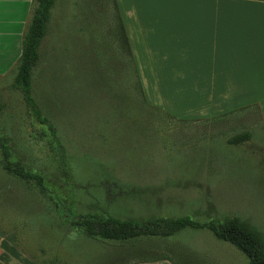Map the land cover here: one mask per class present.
Here are the masks:
<instances>
[{
	"label": "rangeland",
	"instance_id": "obj_1",
	"mask_svg": "<svg viewBox=\"0 0 264 264\" xmlns=\"http://www.w3.org/2000/svg\"><path fill=\"white\" fill-rule=\"evenodd\" d=\"M39 56L32 95L65 148L70 179L58 172L47 140L36 137L41 127L13 87L15 70L0 77V129L26 167L46 177L41 191L0 164V264H248L206 229L119 244L86 238L69 223L94 212L202 224L237 217L264 243V96L218 115L184 117L147 104L111 0H56ZM156 94L173 107L193 106L191 96ZM242 132L248 142L227 143Z\"/></svg>",
	"mask_w": 264,
	"mask_h": 264
},
{
	"label": "crops",
	"instance_id": "obj_2",
	"mask_svg": "<svg viewBox=\"0 0 264 264\" xmlns=\"http://www.w3.org/2000/svg\"><path fill=\"white\" fill-rule=\"evenodd\" d=\"M115 1L147 104L218 115L264 96V0ZM31 9L32 0H0V77L16 68ZM158 90L193 106L164 103ZM213 96L224 98L203 103Z\"/></svg>",
	"mask_w": 264,
	"mask_h": 264
},
{
	"label": "trees",
	"instance_id": "obj_3",
	"mask_svg": "<svg viewBox=\"0 0 264 264\" xmlns=\"http://www.w3.org/2000/svg\"><path fill=\"white\" fill-rule=\"evenodd\" d=\"M116 13V22L128 56V67L134 77V86L144 99L141 82L134 65L133 56L128 44L117 3L111 0ZM56 0H32L29 23L22 38L21 55L15 68L13 87L18 90L28 109L41 130L36 137L47 140L51 160L56 163L58 172L69 182L70 173L65 148L60 142L54 126L38 108L32 95V71L39 61V51L42 41L47 34L51 12ZM2 106L0 105V113ZM248 132L236 134L227 140L228 144L248 142ZM26 161L13 152L9 138L0 129V164L2 169L20 180L33 182L41 191L46 190L45 175L28 169ZM52 198V197H51ZM56 206L61 210V204ZM65 217V216H64ZM70 227L75 228L83 236L101 243L130 244L145 238H167L180 233L184 229H206L219 241L235 247L247 259L248 264H264V243L261 236L246 222L237 217L225 218L220 221L198 223L187 217L182 218H150L141 220H120L107 216L103 212L73 214ZM0 236L1 233H0ZM168 260L165 258L141 260L131 264ZM170 261V260H169ZM171 262V261H170ZM174 264L173 262H171Z\"/></svg>",
	"mask_w": 264,
	"mask_h": 264
}]
</instances>
